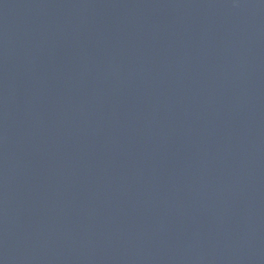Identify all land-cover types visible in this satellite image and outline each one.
I'll use <instances>...</instances> for the list:
<instances>
[{"label": "water", "instance_id": "water-1", "mask_svg": "<svg viewBox=\"0 0 264 264\" xmlns=\"http://www.w3.org/2000/svg\"><path fill=\"white\" fill-rule=\"evenodd\" d=\"M0 264H264V0H0Z\"/></svg>", "mask_w": 264, "mask_h": 264}]
</instances>
